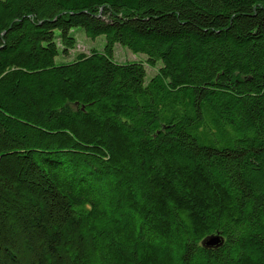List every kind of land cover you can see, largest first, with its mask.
<instances>
[{
  "label": "trees",
  "instance_id": "trees-1",
  "mask_svg": "<svg viewBox=\"0 0 264 264\" xmlns=\"http://www.w3.org/2000/svg\"><path fill=\"white\" fill-rule=\"evenodd\" d=\"M0 264H264V0H0Z\"/></svg>",
  "mask_w": 264,
  "mask_h": 264
},
{
  "label": "rangeland",
  "instance_id": "rangeland-1",
  "mask_svg": "<svg viewBox=\"0 0 264 264\" xmlns=\"http://www.w3.org/2000/svg\"><path fill=\"white\" fill-rule=\"evenodd\" d=\"M71 34L76 39V47L69 52L67 57H64L61 53H59V55L55 58L56 65L71 63L80 53L88 54L91 50L102 51L106 43L103 35L97 37L96 39H90L85 36L83 30L80 28L72 29ZM145 60V56L134 54L128 49L121 47L119 44L114 45L113 61L118 64L131 62L143 63L146 71L145 82H148L150 78L157 73V70L161 67V63L157 62L155 67H150L147 66Z\"/></svg>",
  "mask_w": 264,
  "mask_h": 264
},
{
  "label": "water",
  "instance_id": "water-1",
  "mask_svg": "<svg viewBox=\"0 0 264 264\" xmlns=\"http://www.w3.org/2000/svg\"><path fill=\"white\" fill-rule=\"evenodd\" d=\"M222 244V238L219 236H209L202 241V246L206 248L218 247Z\"/></svg>",
  "mask_w": 264,
  "mask_h": 264
}]
</instances>
